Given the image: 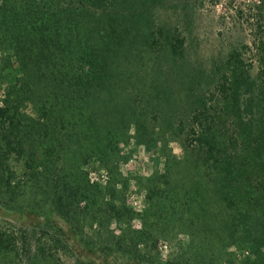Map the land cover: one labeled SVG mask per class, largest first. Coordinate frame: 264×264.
<instances>
[{"label":"trees","instance_id":"1","mask_svg":"<svg viewBox=\"0 0 264 264\" xmlns=\"http://www.w3.org/2000/svg\"><path fill=\"white\" fill-rule=\"evenodd\" d=\"M54 1L38 25L17 26L12 47L20 75L9 74L0 103V187L11 188L15 177L8 162L14 158L22 164L32 207L51 206L69 227L79 220L85 225V219H96V200L104 195L79 172L81 165L106 161L104 155L111 163V139L127 135V121L148 148L165 129L191 148L193 164L204 172V193L220 216L218 234L249 247L244 264H264V36L256 44L255 75L244 59L245 45L204 70L187 58L177 25L159 15L168 0ZM151 55L156 75L142 77V62ZM104 71L114 72L121 84L127 115L103 93ZM148 115L152 123L163 121L160 135ZM166 179L165 173L152 176L149 194ZM118 184L113 179L108 192L114 195ZM107 203L110 223L133 216ZM195 204L207 209L197 199ZM143 234L132 237L133 244ZM116 240L120 246L122 236ZM11 241L0 234V254Z\"/></svg>","mask_w":264,"mask_h":264},{"label":"rangeland","instance_id":"2","mask_svg":"<svg viewBox=\"0 0 264 264\" xmlns=\"http://www.w3.org/2000/svg\"><path fill=\"white\" fill-rule=\"evenodd\" d=\"M55 4L54 0H0V103L9 74L20 75L12 47L17 26L38 25L48 7ZM158 12L177 25L186 56L196 66L208 70L224 59L232 47L245 45L244 59L252 65V74L257 73L256 44L261 34L264 36V7L260 0H168ZM152 57L143 60L146 70L139 71L142 77L156 75ZM102 75L103 93L115 111L127 115V97L115 73L104 71ZM173 121L175 125L176 112ZM147 123L157 126L155 132L160 135L163 121L152 123L148 115ZM127 126L125 137L111 139V150L116 152L111 163L104 155L106 161L87 160L79 169L91 185L103 189L104 195L96 200L95 209L100 210L96 219H85V225L79 220L69 227L59 221L51 206L44 210L32 207L29 189L23 184L22 164L14 158L9 160L8 169L15 178L8 192L0 187V234L10 235L12 241L10 250L0 254V264L245 263L250 256L249 247L240 242L230 244L223 232H217L220 216L214 211L212 200L206 198L208 184L202 169L193 164L191 148L182 139H172L164 128V135L148 148L137 140L133 123L127 121ZM164 173L166 183H162L158 195L149 194V179ZM113 179L121 181L114 195L108 192L113 188ZM195 199L207 209L200 210ZM109 200L119 208L131 210L133 216L128 219L123 214L121 223H110ZM141 233L144 236L134 239L133 244L132 237ZM117 236H122L120 246Z\"/></svg>","mask_w":264,"mask_h":264}]
</instances>
